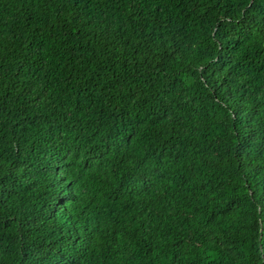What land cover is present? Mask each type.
Returning <instances> with one entry per match:
<instances>
[{
	"label": "trees",
	"instance_id": "1",
	"mask_svg": "<svg viewBox=\"0 0 264 264\" xmlns=\"http://www.w3.org/2000/svg\"><path fill=\"white\" fill-rule=\"evenodd\" d=\"M0 264H264V0H0Z\"/></svg>",
	"mask_w": 264,
	"mask_h": 264
}]
</instances>
